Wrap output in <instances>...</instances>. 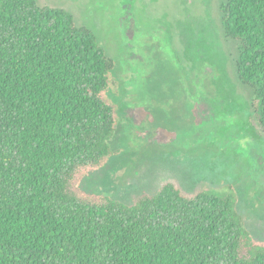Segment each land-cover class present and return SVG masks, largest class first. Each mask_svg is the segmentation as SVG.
Segmentation results:
<instances>
[{
    "label": "trees",
    "instance_id": "16d2710c",
    "mask_svg": "<svg viewBox=\"0 0 264 264\" xmlns=\"http://www.w3.org/2000/svg\"><path fill=\"white\" fill-rule=\"evenodd\" d=\"M220 11L264 135V0ZM114 68L64 8L0 0V264H264L230 191L169 179L125 204L80 188L116 153Z\"/></svg>",
    "mask_w": 264,
    "mask_h": 264
},
{
    "label": "rangeland",
    "instance_id": "374dc122",
    "mask_svg": "<svg viewBox=\"0 0 264 264\" xmlns=\"http://www.w3.org/2000/svg\"><path fill=\"white\" fill-rule=\"evenodd\" d=\"M226 0H36L91 28L115 60L116 151L82 190L132 203L175 180L188 193L230 191L251 235L264 241V135L253 90L236 73Z\"/></svg>",
    "mask_w": 264,
    "mask_h": 264
}]
</instances>
